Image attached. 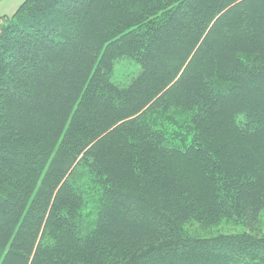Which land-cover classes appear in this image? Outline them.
<instances>
[{"label":"trees","instance_id":"16d2710c","mask_svg":"<svg viewBox=\"0 0 264 264\" xmlns=\"http://www.w3.org/2000/svg\"><path fill=\"white\" fill-rule=\"evenodd\" d=\"M263 211L264 0L0 19V264H264ZM222 219L246 230L186 228Z\"/></svg>","mask_w":264,"mask_h":264},{"label":"rangeland","instance_id":"374dc122","mask_svg":"<svg viewBox=\"0 0 264 264\" xmlns=\"http://www.w3.org/2000/svg\"><path fill=\"white\" fill-rule=\"evenodd\" d=\"M25 0H0V19L4 17H10L14 14L17 8L24 2ZM137 71L136 65L131 60L125 58L120 60L116 65V70L114 73L113 80L115 82H124L128 80V78L133 75V73ZM86 178H84L85 180ZM89 183L88 178L85 181ZM80 183H83L82 180ZM89 187V186H88ZM90 189V188H89ZM91 190V189H90ZM94 204L92 201H87L83 208V220L88 218L92 219L95 216ZM89 225V224H88ZM87 225V226H88ZM261 230L264 233V211L261 213ZM187 230L196 236H209V235H217L219 233H227V232H243L245 231V227L237 224L234 220L230 219H222L216 223H213L209 226H202L196 221H189L186 224Z\"/></svg>","mask_w":264,"mask_h":264}]
</instances>
